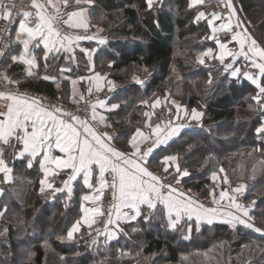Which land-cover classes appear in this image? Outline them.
<instances>
[{"label": "trees", "instance_id": "16d2710c", "mask_svg": "<svg viewBox=\"0 0 264 264\" xmlns=\"http://www.w3.org/2000/svg\"><path fill=\"white\" fill-rule=\"evenodd\" d=\"M91 1L92 20L105 28L108 38L96 55V71L109 72L123 86L116 95L120 107L109 115L118 133L116 143L128 147L131 132L144 121L143 102L165 94L177 70L179 81L170 88L182 83L186 105L204 109V127L183 131L158 149L150 163L176 155L189 172L186 185L202 196L213 187L210 175L223 169L233 184L246 183V201H256L254 223L264 229V131L257 132L264 125V99L261 104L253 99L259 89L231 78L216 62L212 67L197 60L211 45L206 40L209 29L206 22H196L198 9L190 8L188 0H163L151 8L146 0ZM238 3L264 43V14L259 18L261 11H256L258 6L264 9V0L256 6L249 0ZM80 59L74 78L87 72V63ZM134 74L142 76L143 85L127 84ZM27 86L58 96L49 82L35 80ZM19 148L7 157L12 182L0 186V264H264V234L221 223L199 228L187 220L171 229L161 205L150 220L142 215L125 224L114 242L86 227L69 240L67 232L82 216L85 189L78 183L72 196L65 191L41 193L39 163L29 168L28 159L16 158ZM243 151L250 153L244 157ZM64 179L62 174L53 180L55 187L62 188ZM188 226L193 227L190 236Z\"/></svg>", "mask_w": 264, "mask_h": 264}, {"label": "snow or ice", "instance_id": "6c2138e0", "mask_svg": "<svg viewBox=\"0 0 264 264\" xmlns=\"http://www.w3.org/2000/svg\"><path fill=\"white\" fill-rule=\"evenodd\" d=\"M80 3L81 0H76ZM85 3L90 0H84ZM205 0H191L189 7L194 5L204 4ZM68 0H63L64 6H67ZM147 6L151 8L154 0H146ZM223 6L231 10L229 21L232 16L236 15V10L233 7L232 0H222ZM47 4L54 10L55 14H46L45 6L38 3L37 0H32V7L36 9L35 18L33 19V13L25 11L22 13L24 17L19 21V31L17 32V40L23 45V53L19 57H12L13 61L19 59L25 65L28 66L27 75L32 76V69L38 67L35 57L30 52V44L33 48H39L42 43L47 50L44 54V60H48V53L55 49L57 44L60 47L65 46V42L69 45L73 41H79L81 39H92L87 36H61L60 32L53 26V21L57 18V14L60 12V8L57 7L54 0H47ZM14 8L15 5L10 0H0V20L12 23L14 21ZM84 15L83 10L79 12H72L68 19L63 21L68 27H83L87 28V24L82 19ZM211 18L208 19L209 26L213 25V21L222 19L219 14H210ZM74 17H81L79 20L74 21ZM206 18V13L200 11L196 17L197 20ZM34 26H29V24ZM240 27V24H237ZM222 28L232 30L231 23L222 25ZM213 33L217 31L215 27H212ZM247 33V29H243ZM21 34H25L26 38L21 39ZM212 38H215L214 36ZM233 40H237L240 45V51L231 52L225 51L226 45L220 43L221 49L218 56H213L211 48L207 50L203 55L212 59L219 60L225 73H230L232 77H237L241 73L239 67H234L235 61L239 57H243L246 61H250L248 66L258 69L259 77H264V47H260L257 40L252 38L250 34L241 36L240 32H236L232 37ZM35 41L33 44L32 42ZM100 43H105L104 40H100ZM247 45V47H246ZM3 53L0 52V55ZM226 57H231L232 62L225 63ZM199 62L204 64V59H200ZM47 66V65H46ZM243 75L256 85L259 89L257 95L253 97L258 104H261V100L264 99V85L260 83L259 77L244 72ZM0 79L4 80L8 84H18L19 81L12 80L7 74L0 75ZM43 79H50L45 75ZM99 79V76H97ZM211 81H209L210 83ZM75 83V81L73 82ZM136 83L142 84L143 81L136 79ZM82 98V97H81ZM0 100L11 101L6 103L3 109H0V144L13 147L11 141L14 138L17 144H22L23 148L19 152V157H24L27 153L32 159L42 154L43 158L40 161V168L44 171L45 179L40 181L42 187L40 192L45 191V185L48 189H52L54 193L62 192L63 188H54L53 183L46 182L47 177H55L59 173L57 169H70L71 174L67 180L64 181V188L68 189L71 194L70 183L75 181L78 176L83 174V183L86 187L94 189L97 193L103 194L105 188L112 190L113 203L110 206L108 212V225H116L120 232H123V228L120 227V221L131 222L136 221L138 217L144 216V219L150 220L152 215L158 208V205H162L166 211L168 226L175 229L181 221L182 217H187L189 220L195 216L197 223L200 220L206 219L208 223H212L213 218L218 214L216 207H205L203 204L194 200L192 197L184 198L185 194L180 192L177 188L171 184H165L162 182V178L148 169L147 157H149L156 147L161 144H167L169 140L177 136L183 124L177 126H171V122H168L164 128L161 124L157 123L154 127L148 124L151 129L149 134H145L141 129L137 128L136 132L132 135L129 144L132 151L125 152L118 150L111 145L110 141L113 136L107 132L98 133L87 121L80 120L79 117L68 114V119L65 120L57 115L61 113L60 108H55L54 111H49L39 105L36 98H26L24 95L14 94L11 92L0 91ZM143 103L147 104V101ZM156 103H159L157 100ZM118 104H112L111 108H118ZM95 108V106H93ZM180 108V105H177ZM261 108H264V104H261ZM193 120H200L204 115L202 112H198L195 109L188 113ZM147 117L149 113H144ZM93 120L96 119V113L93 111ZM179 118V117H177ZM100 122H104V117L99 118ZM75 122V123H74ZM264 131V128H258L257 132ZM155 139H152V137ZM137 137L142 138L144 141H151V144L146 150H142L137 143ZM53 145L59 149L60 152L66 154V158L60 156H53L51 154ZM32 159L28 161V167H32ZM164 168L163 171L168 174L170 167L175 166V182L180 183V177L188 176L187 169H181L178 163V157L176 155H169L163 158L162 161ZM95 166V168H94ZM98 169V187L92 183L95 170ZM223 171V169H221ZM0 172L5 173V179H10L7 175L12 172V169L7 167L3 159V147H0ZM106 173L109 174L111 179L106 177ZM215 173L213 177L215 178ZM225 183L227 178L225 177ZM167 189L165 194L162 190ZM246 189V185H240L234 189L236 193H242ZM227 192L222 191L220 198L227 197ZM100 196L90 197L85 195L83 199L85 201L90 199H99ZM231 203L230 209L235 211H228L225 213L229 219L226 221L233 226L242 225L245 228L251 229L257 233L264 234V229L257 227L254 223V217L250 215L256 202L253 201L249 207H242L241 204L235 202V197H228ZM214 204H218V200H213ZM149 210L147 215L143 213V207ZM128 209L129 211H123ZM85 216L82 218L84 223L89 228L95 222L91 220L87 213L89 209L83 208ZM92 212L104 215L99 208L91 209ZM113 212L115 213V219H113ZM81 221L77 220L67 232V238L73 239V234L80 231ZM136 231V229H133ZM126 235V233H124ZM116 235L115 232H106L107 239L111 240ZM96 241L93 240V243Z\"/></svg>", "mask_w": 264, "mask_h": 264}, {"label": "crops", "instance_id": "0c3cea01", "mask_svg": "<svg viewBox=\"0 0 264 264\" xmlns=\"http://www.w3.org/2000/svg\"><path fill=\"white\" fill-rule=\"evenodd\" d=\"M162 1L163 0H154L153 6L158 4V3H162ZM44 2L47 3V0H44ZM54 2L56 3L57 7L60 8V12H59V14H57V18L53 21V26L56 30H58L60 32L61 36H63V35L77 36L78 35V36L92 37V39H81L79 41H73L71 45H69L67 42H65L64 47H60V45L57 44L56 47L59 48V51H56L55 49H53V51L49 52L47 61L44 60V54L47 50L44 48L43 44L41 43L39 48H33L32 44H30L29 50L34 55L38 67H35L32 69V73H33L32 76H28L27 75L28 66L25 65L23 62H21L19 59H17L16 61H13V59H12V57H14V56L19 57L23 53V45L21 43H19V41L17 40V32L19 31V26H16L14 28V31H13V41H12V45H11V49H10V54L3 61V74L6 73L7 76H9L12 80L19 81L18 84H14V85L21 87V88H24V89H27V90H30V91H33V92H37V91L29 89L27 85L30 82L35 81V80L36 81L42 80V81L49 82V83L53 84L55 86L56 90L58 91V93L62 90V88H65L66 86H68L69 93H70V99L69 100H70V102L75 103V104L84 102L88 98L93 97V99H91L92 100V107L95 106V108H93V111H95V113H96V119L93 121L100 126V130L98 128H96L94 126V124H92L91 122H88V124L90 126H92L98 133L107 132L110 135H112L113 139L110 141V143L112 146L115 147L114 142L116 141L118 134L109 122V115L119 109V107L116 109H112L111 105L112 104H118L120 106L119 100H117L116 95L118 94L119 90L122 87L120 88V85L118 83H116L114 80H110L107 75H102L100 72L96 71V55L100 49L107 46L108 38H107V36H105L103 28L101 26L95 24L92 20L90 8L93 6V2L90 0V2L85 3L84 0H81L80 3H77L76 0H68L67 6H64L63 0H54ZM188 3L190 5L191 0H188ZM211 3H213V7H212ZM210 5H211V7H210ZM214 7H215L214 0H205L204 4L194 5V6L190 7L192 9H198L196 17L200 11H204L206 13V18H202L200 20L196 19V22L198 21V22H206L207 23V26L209 29L208 40L210 41L211 45L213 46V47H211V49L213 51V56L219 55V53L221 51V49L219 47L220 43H224L226 45L225 51H231V52L240 51L239 42L237 40L232 39V37L235 35L236 32H240L242 37L247 35L250 32L251 34L250 33L249 34L252 36V38L257 40L260 47H263L261 45V43L258 41V39L253 35L248 23L245 22L244 23L245 25L242 24V16H239L240 12H238L237 9H235L236 15L232 16L230 21H229L230 14L227 17H222L220 15L222 17V19L213 21V25L209 26L208 19L211 18L210 14H212V13L218 14L215 11ZM49 8L50 9L45 8L46 14H48V15L55 14L54 10L50 6H49ZM81 10H83V12H84L82 19L88 25L87 28H83V27H72V28H70L66 24L63 23V21L68 19L69 15L72 12H79ZM73 19L75 21V20L81 19V17H74ZM229 22L232 25L231 31L228 29L222 28L223 24H226ZM238 23L240 24V27H237ZM212 27H215L217 29V31L215 33H213V31H212ZM243 29H247V31H249V32L245 33L243 31ZM213 36L215 38H212ZM20 38L25 39L26 35L21 34ZM100 40H104L105 43H103V44L100 43ZM32 43L34 44L35 41H33ZM246 47H247V45H246ZM80 57H82L83 62L87 63L86 64L87 72L83 76H79V77L74 78L73 77V75H74L73 70L78 69L79 66H81ZM200 57H202L201 59H204L205 61H208V59H210V61H212V60L219 61L217 59H212V58L207 57V56L204 57V55H202ZM229 62H232L231 57H226L225 63H229ZM249 64H250V61H246L243 57H239L235 61L234 67H239L241 69V73L238 74L237 77H232L230 75L231 78H233V79H245L251 83V81L248 80L247 77H245L243 75L244 72H249L250 74H253V75L259 77L258 69H255V68L248 66ZM45 75L49 76L50 79H48V80L43 79V77ZM97 76H99V79H97ZM136 79L143 81L139 76H135L134 77V84H137V85H143L144 84V81L142 84L136 83ZM259 80H260V83L262 85H264V77H259ZM74 81H75V83H73ZM66 82H68V84ZM254 86L256 87V85H254ZM94 93H98V97L95 96ZM26 98H28V97H26ZM29 99H31V98H29ZM7 103H11V101H8ZM39 105L42 106L40 103H39ZM159 109H160V106L152 105L150 115L152 117H155V111H157ZM58 116H60L61 118L65 119V120L68 119V117H64V116L62 117L61 114ZM101 116L104 117L103 123H101L99 120V118ZM2 118L3 117H0V119H2ZM195 127H198V126L192 125L188 128H182L180 133L177 136L173 137L171 140H169L167 144H161L159 147H156L154 149V151L152 152V154L149 157H147L146 166L148 167V169L150 171H152L154 174H156V172L151 167V163H150L151 156L158 149L168 146L184 130L189 129V128H195ZM11 143H12L13 147L0 144V147H3V159H4L7 167L11 168L8 164V161H7V157L9 156V151L12 152V150L14 148H16V145L20 146V148L16 151V158H18V159H25L26 158V159H28V161L30 159H32V157L29 156L27 153L25 154L24 157H22V158L19 157L18 154L22 150L23 145L17 144L14 138L12 139ZM137 143L140 145L142 150H146V147H144V145L146 144V141H144L140 137H137ZM131 151H132V149H131ZM51 154L53 156H60L62 158H66V154L60 152L59 149L56 148L54 145H53ZM42 158H43L42 154L40 156H37L35 159H32V164H34L35 162H38L39 167H40V161L42 160ZM94 168H95V166H94ZM41 171L43 173V179H45L44 171L42 169H41ZM56 171L59 174L56 175L55 177H53V176L47 177V181H46V182L53 183L54 188H56V187H55V182L53 180H55L60 175L65 174L64 181H66L68 176L71 174L70 169H63V170L57 169ZM7 175L10 177V179H5V173L0 172V186L2 183L12 182V172L7 174ZM107 176H108V174L106 173V177ZM78 183L81 184L82 187L85 189V193H84L83 197L85 195H88L90 197L100 196L99 199H90L87 201H85L82 197V206H81L82 216L80 218V221H81L80 231L83 227H86L88 229H92L93 231H95L97 233V235L99 237L104 238V240H106L108 243L114 242L117 239H119L120 235L123 232H120L119 229H117L116 225H114V224L108 225L107 224L108 212L110 210L111 204L113 203L112 198H109L107 196V192H106L107 188H105L103 190L102 195L100 193H97L94 189H90L84 185L83 174H81L80 176L77 177V179L75 181H72L70 183V187L72 189L71 194H69L67 188H64V183L62 185V188L64 189L63 191L67 192L70 196H72L73 192L75 190V185ZM92 183L98 187V169H96L94 172ZM45 191H52V189H48L45 185ZM162 191L166 194L168 190L163 189ZM180 192H182V191H180ZM1 194H2V190L0 189V195ZM233 196H235V195H233ZM184 198L186 199V196H184ZM235 200H236V198H235ZM142 207H143V212L149 211L146 208V206H142ZM83 208L89 209V212L87 213V215L91 220L95 221L92 224L91 228H89L88 225L86 223H84V221L82 219L85 216ZM93 208H99L100 211L104 213V215H100L99 213L92 212L91 209H93ZM123 211H129V210L124 209ZM166 217H167V215H166ZM224 217H226V216H223L222 214H217L213 218L212 223H208V221L206 219H202L199 221V223H197L195 216H193V218L191 220H189L185 216V217H182L181 221L179 222V224L177 226H179L181 224V222H183L184 220H187V221L192 222V223L194 222L198 227H201L203 225H213L216 223L229 224L226 222L228 220V218H227V220H225ZM139 218L140 217H138L137 220ZM113 219H115V213L114 212H113ZM133 222H135V221H131V222L120 221V227L123 228V226L125 224H129V223H133ZM171 229H173V228H171ZM106 232H115L116 235L111 240H109V239H107ZM191 233H192V229L190 228L188 230V236H190ZM76 234H78V232L74 233L73 237H75Z\"/></svg>", "mask_w": 264, "mask_h": 264}, {"label": "rangeland", "instance_id": "374dc122", "mask_svg": "<svg viewBox=\"0 0 264 264\" xmlns=\"http://www.w3.org/2000/svg\"><path fill=\"white\" fill-rule=\"evenodd\" d=\"M249 1H251V3H253L255 6L257 4H259V0H249ZM211 4H212V7H213V3H211ZM232 4H233V7L235 9H237L238 12H240L239 16H242V24H244L245 22L248 23L247 20H246V18H245V16H244V14H243V12H242V10H241V8H240V5L238 3V0H232ZM210 7H211V5H210ZM261 8H262L261 6H258L256 8V11L257 12L261 11V12L258 13L259 18H261L262 15L264 14V9H261ZM248 25H249V27H250L253 35L258 39V41L264 47V43L261 41L260 37L252 29V27H251V25L249 23H248ZM102 28H103V31H104L105 36H107V32H106L105 28L104 27H102ZM247 32H249V31H247ZM206 40H207V42H210L208 40V37L206 38ZM211 47H213V46L212 45H209L201 54H198L197 60L199 61L202 58L200 56H202L205 52H207V50L209 48H211ZM214 62H216V64H220L219 61H216V60L210 61V59H208V61H205L204 65L206 63H208L209 66H212V67L216 66L217 67V65ZM143 72H145V70H143ZM100 73L102 75H107L108 78L110 80H112L111 77H110L109 72H104V73L100 72ZM135 76H139L142 79V76L141 75L134 74L132 76L131 80H130V83H127V84H134V77ZM174 76H175L176 79L173 80V82L174 81L175 82L179 81L178 80L179 79V73H178L177 70L174 71ZM173 82H167L166 83V85H167L168 88L165 91V94H163V95L154 94V95L151 96L150 99L147 100V104H145V103L142 104L141 103L142 106H143V110H144L143 111L144 121L142 123V126L139 127V129H141V131H143L145 134H149L151 132V129L148 127V124H151L154 127L157 123H159V124H161V127L164 128L166 125H168V122L169 121L171 122V126H177V125H180V124H183L184 125L183 128H188V127H190L192 125H197L198 126V127L189 128V129H197V128L204 127L203 126L204 115L201 117L200 120H193V119H191V116L188 114V113H191V111L193 109H195L198 112H202L204 114V109L202 107L190 109L186 105V103L184 102V100H183L184 97H185V95L187 93L183 89V86H180L182 83L181 84L180 83L177 84V86H175V89L174 88L171 89L170 87H172L171 84ZM121 87H123V86L120 85V88ZM61 91L58 93V96H56V98L59 101L65 103L67 106H69L71 108H74L75 110L82 109L83 108L82 110H85V111L88 110L89 111V110L92 109V112L90 114V117L91 118L90 119H87L85 121L91 122L95 126V122L92 119L93 107H92V100L91 99H93V97L88 98L84 102L75 104V103L70 102V100H69L70 99V93H69V89L68 88H67V90H66V87L65 88H62ZM65 91H68V94L64 93ZM94 95L98 97V93H94ZM66 96H67V98H66ZM157 100L159 101V103H156ZM263 104H264V102H263ZM152 105L160 106V109L157 110V111H155V117H152L150 115ZM177 105H180V108L179 109L177 108ZM144 113H149V116L146 117L144 115ZM58 115H60V114H58ZM61 116L62 117L63 116L64 117H68V116H65L64 114L61 115ZM177 117H179V118H177ZM263 120H264V118H263ZM96 128H98L100 130V126L99 127H96ZM261 128H264V125ZM114 130H116V129H114ZM186 130H188V129H186ZM116 132H117V130H116ZM135 132H136V129L131 132V135H130L129 140H128V145H127L128 147L127 148L120 147L116 143V141L114 142L115 143L114 144L115 147L118 150L125 151V152H130L131 151V146L129 144V141L131 140V137H132V135ZM152 139H155V137L153 136ZM150 144H151V141H146V144L144 145V147H146V149H147V147ZM249 153L250 152H248V151H246V152L243 151V154H244L243 156L246 157L247 155H249ZM166 156H169V155H166ZM166 156L160 157L159 160H157V161H155L154 163L151 164V167L156 172V175H158V176H160L162 178V182L163 183H165V184H171L173 187H175L178 190L182 191L185 194L186 199L188 197H192L194 200H196L199 203L203 204L205 207H209V208L216 207L218 209V214H222L223 216H226L225 213H227L228 211H235L234 209H230L229 208V204L231 203V201L229 200L228 197H235L236 198L235 202L241 204L242 207H249V206L252 205V202L255 201V200H252V201L247 202L246 199H245V194L247 192L246 191L247 190L246 183H244V182H237V183L233 184L232 181H231L230 176L228 175V173H225L224 170L223 171L220 170L218 172H214L216 174L215 175V178L213 177V173L210 175V179H211V183H212L213 187L207 192V194L205 196H202L200 193H198L197 191H195L194 189H192V188H190V187H188L186 185L185 180L189 177V175L188 176L180 177V183L177 184L175 182V177H176L177 174L175 173V166L174 165L170 167V172L172 173L171 175L168 174V173H165L163 171L164 165H163L162 161H163V158L166 157ZM178 163H179V165L181 167L179 157H178ZM155 164H157V166H155ZM181 169H183V168L181 167ZM108 176H109V174H108ZM108 176H107V178H108ZM225 177L227 178V183H225ZM242 184L243 185H246V189L242 193H236V192H234V189L236 187H239ZM222 191L227 192V194H228V196L225 197L224 199H221L220 198V193ZM233 195H235V196H233ZM214 199L215 200H218L219 203L218 204H214L213 203V200ZM250 215H252V213H250ZM227 218L229 219V217H227V216L224 217L225 220H227ZM190 228L193 229L192 226H188V230ZM135 264H138V263H135Z\"/></svg>", "mask_w": 264, "mask_h": 264}, {"label": "built area", "instance_id": "2783aa9c", "mask_svg": "<svg viewBox=\"0 0 264 264\" xmlns=\"http://www.w3.org/2000/svg\"><path fill=\"white\" fill-rule=\"evenodd\" d=\"M11 3L15 5L14 8V21L12 23H9L7 21L0 20V52L3 54L0 55V75L3 74V61L5 58H7L10 54V49L13 41V31L16 26H19V21L23 19L22 13L25 11L33 13V19L35 18L36 9L32 7V0H10ZM38 3L45 6V8L50 9L49 5L44 2V0H37ZM215 2V11L221 15L222 17H227L230 14V9L223 6L222 0H214ZM29 26H34V24H29ZM0 91L3 92H11L14 94H20L24 95L28 98H36L39 103L44 107L45 109L49 111H54L55 108H60L61 115L68 116V114L75 115L80 118V120H87L90 119V114L92 112L91 110H82L74 108H71L67 106L65 103L59 101L56 97L49 96L46 94H41L37 92H33L21 87H18L14 84H8L4 80L0 79ZM8 101L0 100V109L4 108V105ZM95 127H99L98 124L95 123ZM108 179H111L110 176H108ZM107 196L109 198H112V190L110 188H107Z\"/></svg>", "mask_w": 264, "mask_h": 264}]
</instances>
